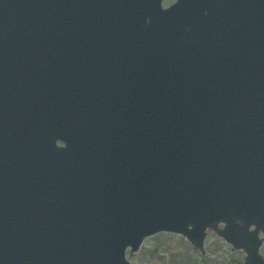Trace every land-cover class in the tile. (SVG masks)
I'll list each match as a JSON object with an SVG mask.
<instances>
[{
	"label": "water",
	"instance_id": "obj_1",
	"mask_svg": "<svg viewBox=\"0 0 264 264\" xmlns=\"http://www.w3.org/2000/svg\"><path fill=\"white\" fill-rule=\"evenodd\" d=\"M162 1L0 0V264H264V0Z\"/></svg>",
	"mask_w": 264,
	"mask_h": 264
},
{
	"label": "rangeland",
	"instance_id": "obj_2",
	"mask_svg": "<svg viewBox=\"0 0 264 264\" xmlns=\"http://www.w3.org/2000/svg\"><path fill=\"white\" fill-rule=\"evenodd\" d=\"M175 0H164V6ZM207 256L180 235L161 234L145 242L139 254L129 255L132 264H244V253L227 246L216 232L210 231L205 243ZM261 255L264 256V242Z\"/></svg>",
	"mask_w": 264,
	"mask_h": 264
},
{
	"label": "bare ground",
	"instance_id": "obj_3",
	"mask_svg": "<svg viewBox=\"0 0 264 264\" xmlns=\"http://www.w3.org/2000/svg\"><path fill=\"white\" fill-rule=\"evenodd\" d=\"M245 251V250H244Z\"/></svg>",
	"mask_w": 264,
	"mask_h": 264
}]
</instances>
